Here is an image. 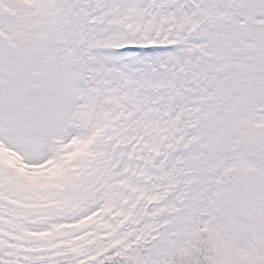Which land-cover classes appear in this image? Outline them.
I'll list each match as a JSON object with an SVG mask.
<instances>
[{
	"label": "snow or ice",
	"instance_id": "1",
	"mask_svg": "<svg viewBox=\"0 0 264 264\" xmlns=\"http://www.w3.org/2000/svg\"><path fill=\"white\" fill-rule=\"evenodd\" d=\"M0 264H264V0H0Z\"/></svg>",
	"mask_w": 264,
	"mask_h": 264
}]
</instances>
